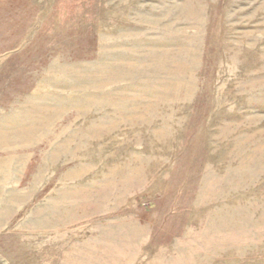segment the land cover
Returning <instances> with one entry per match:
<instances>
[{"label": "rangeland", "instance_id": "rangeland-1", "mask_svg": "<svg viewBox=\"0 0 264 264\" xmlns=\"http://www.w3.org/2000/svg\"><path fill=\"white\" fill-rule=\"evenodd\" d=\"M0 264H264V0H0Z\"/></svg>", "mask_w": 264, "mask_h": 264}]
</instances>
